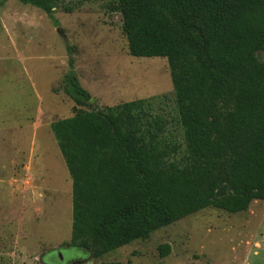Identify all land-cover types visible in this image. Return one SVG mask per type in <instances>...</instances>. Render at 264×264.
I'll return each instance as SVG.
<instances>
[{
	"label": "trees",
	"instance_id": "1",
	"mask_svg": "<svg viewBox=\"0 0 264 264\" xmlns=\"http://www.w3.org/2000/svg\"><path fill=\"white\" fill-rule=\"evenodd\" d=\"M20 1L52 16L65 0ZM110 5L131 55L167 57L183 140L157 112L159 96L93 105L70 56L63 89L90 109L52 130L73 181L71 242L95 257L207 207L240 212L264 200V0Z\"/></svg>",
	"mask_w": 264,
	"mask_h": 264
},
{
	"label": "rangeland",
	"instance_id": "2",
	"mask_svg": "<svg viewBox=\"0 0 264 264\" xmlns=\"http://www.w3.org/2000/svg\"><path fill=\"white\" fill-rule=\"evenodd\" d=\"M111 1L65 0L51 16L0 0V264H264L260 199L240 212L207 207L100 257L71 242L73 181L52 124L90 106L63 89L70 56L93 105L159 96L183 140L167 57L131 55Z\"/></svg>",
	"mask_w": 264,
	"mask_h": 264
}]
</instances>
